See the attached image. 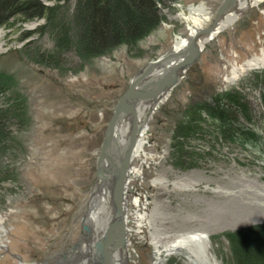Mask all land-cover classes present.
<instances>
[{
	"label": "rangeland",
	"instance_id": "1",
	"mask_svg": "<svg viewBox=\"0 0 264 264\" xmlns=\"http://www.w3.org/2000/svg\"><path fill=\"white\" fill-rule=\"evenodd\" d=\"M37 1L42 14L0 27V118L8 132L0 143V227L7 228L2 237L9 248L0 249V264H18L17 255L44 262L61 251L98 183L120 100L141 70L190 36L181 6L221 0L158 2L155 26L93 56L82 48V0ZM263 49L264 4L181 68L146 147L145 173L166 178L168 187H134L135 198H148V214H159L156 225L176 235L208 234L222 264H237L233 237L264 227V70L230 83L234 67ZM236 94L250 109L248 120L236 122L240 133L231 131L230 116L213 115L218 102L226 108ZM177 181L195 190L182 191L172 185ZM149 232L136 240L133 264H156Z\"/></svg>",
	"mask_w": 264,
	"mask_h": 264
},
{
	"label": "bare ground",
	"instance_id": "2",
	"mask_svg": "<svg viewBox=\"0 0 264 264\" xmlns=\"http://www.w3.org/2000/svg\"><path fill=\"white\" fill-rule=\"evenodd\" d=\"M263 4L264 0H221L219 4L211 7L207 4H200L198 7L190 5L188 8L181 6L183 19L191 22V34L188 38L179 37L176 40V45L169 52L174 58H177V61L171 62L170 57L168 60L156 62L149 79L159 81V79L168 75L172 68L178 67L177 64L184 60L183 55H186L191 40L201 30L212 29L216 26L212 34L200 36L196 40L197 50L200 54L196 62L199 61L202 53L212 44L213 40L221 36L223 32L234 28L245 13L255 10ZM224 6L227 9L225 12L222 11ZM221 11L222 15L220 16ZM217 16H220V18L217 19ZM260 69L264 70V49L260 55L252 56L243 66L236 65L232 73L234 77L230 80V83L236 84L242 77H246L249 73ZM178 72L177 75L175 74L176 77H178ZM170 93L171 91H168L161 95L158 98L159 103L156 111H151L147 115L149 116V124L145 125L146 127L141 131L138 145L132 154V167L122 185V203L115 199L116 194L113 192L115 190L113 189L115 180L109 179L110 181H107L105 188H102L98 197L95 200L91 198V207L88 212L85 208L84 213L78 215L76 224L69 232L68 238L71 244L68 249L65 250L69 242L67 243L64 240L66 241L63 244L64 247L57 255H54L55 257L49 255L44 262L30 263L22 256L17 255L18 264H133V261L136 260V256L132 253L135 250L136 240L141 241L139 237L149 231L148 241L153 245V261L156 264L164 263L169 258L179 259L185 264H222L211 250L212 240L208 234L188 232L176 235L169 231L165 232L156 225L159 214L156 211L152 215L148 214V208L150 207L148 198L143 202L141 199L135 198L138 195L137 188L134 189L136 184L140 188L144 184L153 189L168 187L169 182L166 178L154 175L148 176L145 173V167L149 168L145 161L146 155H148L146 152L149 143L148 130L151 124L158 120L161 108L168 101ZM146 106L141 104L138 107L142 118L149 111L147 109L149 107ZM143 123L142 120L141 125ZM133 127L131 118L121 116L115 130L114 152L108 166L110 170L115 168L112 166L113 162L119 166L120 162L124 160L125 156L123 155L132 135ZM112 178L115 179L113 176ZM172 185L182 191L195 190L193 185H185L180 181ZM88 197L90 199L91 194ZM7 233L6 226L2 224L0 227V249L7 248L9 250L2 237Z\"/></svg>",
	"mask_w": 264,
	"mask_h": 264
},
{
	"label": "trees",
	"instance_id": "3",
	"mask_svg": "<svg viewBox=\"0 0 264 264\" xmlns=\"http://www.w3.org/2000/svg\"><path fill=\"white\" fill-rule=\"evenodd\" d=\"M165 1L82 0L78 23L82 26L84 52L93 56L114 42L136 39L146 28L157 24L158 2ZM44 11L45 7L37 0H0V27L10 26L21 18L36 17ZM249 110L242 96L236 94L226 108L218 102L213 115L223 120L230 116L231 131L240 133V124L236 122L241 116L248 120ZM7 135L0 118V143ZM233 249L237 264H264V227H253L233 237Z\"/></svg>",
	"mask_w": 264,
	"mask_h": 264
},
{
	"label": "water",
	"instance_id": "4",
	"mask_svg": "<svg viewBox=\"0 0 264 264\" xmlns=\"http://www.w3.org/2000/svg\"><path fill=\"white\" fill-rule=\"evenodd\" d=\"M226 6L222 7V11L225 12L227 9H225ZM222 11L220 13V16L222 15ZM220 16H217V19L220 18ZM216 26L212 27V29L207 30H201L199 34H197L192 40L189 48L187 49L186 55H183L184 60L181 61L179 64H177L178 67L172 68L170 73L163 78L159 79V81H155L154 79H149L150 75L152 74V70L154 69L155 63H150L148 66H146L143 70H141L137 76L136 79L133 81V84L129 88L126 95L120 100L121 102L117 106V108L114 110L116 113L114 118L111 120V124L109 125L107 129V136L104 142V147L102 149L100 160L98 164L99 168V180L97 185L94 187L93 192L91 194V198L95 200L96 197H98L99 193L101 192L102 188H105L107 181L115 180V189L113 192L116 194L115 199L122 203V185L127 179V174L130 171V168L132 167L131 161H132V154L137 147L138 139L140 137L141 131L146 127L145 125L149 124V113L155 112L157 109V104L159 103L158 98H160L161 95H163L165 92L171 91L174 89V87L180 82V79L176 77L177 70H181V68L186 67L189 68L191 65L196 62V60L199 58L200 54L197 50V43L196 40L200 36H206L212 34ZM171 57L172 61H177V58H174L173 55L170 53L168 56L161 60H168ZM173 58V59H172ZM181 59V58H178ZM159 60V61H161ZM176 74V75H175ZM149 79V80H148ZM141 104L147 105L146 107L149 111L146 113V116L144 115L142 118V115H140L138 111V107ZM121 116H124L126 118H131L133 121V131L132 135L129 138L128 145L126 148V151L123 156H125L124 160H122L118 165H116L114 162L112 163V166L115 168H112L110 170L109 166V160L112 159V153L114 152V143H115V130L118 127L119 121L121 119ZM143 120V124L141 125V121ZM111 166V167H112ZM112 176L115 178L113 179ZM110 179V180H109Z\"/></svg>",
	"mask_w": 264,
	"mask_h": 264
},
{
	"label": "flooded vegetation",
	"instance_id": "5",
	"mask_svg": "<svg viewBox=\"0 0 264 264\" xmlns=\"http://www.w3.org/2000/svg\"><path fill=\"white\" fill-rule=\"evenodd\" d=\"M92 192H93V189L91 190V192L89 193V195L92 194ZM89 195H88V196H89ZM91 202H92V201H91V197H90V199H89V197H88V198L86 199V201L83 203V206H82V208H81V212H82V213H84L85 208H86V211L88 212V210H89L90 207H91ZM82 213H81V214H82ZM68 237H69V236H68ZM68 237H67L66 239H64V240L67 241V243H68L69 240H70ZM64 240H63V241H64ZM66 241H64L63 244H64ZM66 245H67V244H66ZM62 246H63V245H62Z\"/></svg>",
	"mask_w": 264,
	"mask_h": 264
}]
</instances>
